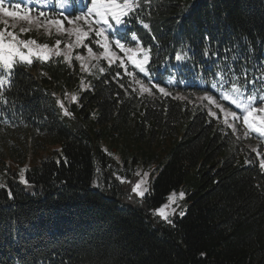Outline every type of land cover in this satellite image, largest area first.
<instances>
[{"label":"trees","instance_id":"trees-1","mask_svg":"<svg viewBox=\"0 0 264 264\" xmlns=\"http://www.w3.org/2000/svg\"><path fill=\"white\" fill-rule=\"evenodd\" d=\"M125 19L128 26L117 38L136 46L131 41L136 33L144 46H152L151 75L128 70L162 87L170 76L185 83L168 84L170 96L157 89L141 95L124 69L106 62L99 63L105 73L92 69L85 76L75 60L84 56L83 48L74 51L71 66L52 56L18 67L4 89L7 103H0V132L40 134L61 149L30 160L27 185L8 170L12 178L0 187V264H264V170L221 124L219 110L197 98L202 85L208 90L215 82L228 92L237 80L245 84V72L248 81L264 76V0H141ZM19 30L13 31L20 39L53 43ZM181 51L190 58L177 66L174 56ZM26 67L37 69L39 77ZM249 86L264 89V80ZM66 90L78 97L64 104L70 117L58 114L62 109L54 97L65 100ZM215 99L225 104L216 94ZM209 109L217 116H209ZM92 112L96 125L115 135L128 137L131 120L140 118L135 142L144 141L147 130L167 140L144 209L121 208L111 195L92 188L97 171L107 183L100 133L88 128ZM243 155L250 160L246 166L239 165ZM6 163L0 160V168ZM181 188L185 214L172 223L151 218L150 210Z\"/></svg>","mask_w":264,"mask_h":264},{"label":"snow or ice","instance_id":"snow-or-ice-1","mask_svg":"<svg viewBox=\"0 0 264 264\" xmlns=\"http://www.w3.org/2000/svg\"><path fill=\"white\" fill-rule=\"evenodd\" d=\"M145 3L148 0H144ZM8 3L11 4V0H8ZM25 5L33 6L36 9L39 8H49L54 7L58 9L57 13L46 15L44 11H39L36 19V22H39L40 17L45 18V23L52 27L54 26L58 33L67 32L69 36H74L75 40L66 46V50L62 51L59 48L61 41H56V47L54 49H49L48 45H39L35 40L20 39L14 32L8 31L7 28L0 29V103H7L6 98L4 97V89L7 86L11 87V80L14 71L19 66H31L34 60L41 62L49 60L53 55L60 57L63 56L64 61L68 62L71 66V52L73 48L83 47L87 52V57L77 54L76 59L81 61L82 71H90L87 67L85 61L96 60V64H92L93 69H97L99 73H105L106 68L100 66L99 61L101 59L108 62V67L110 68L113 64H116L119 61L117 67L124 69L125 74L128 77L132 78V81L139 85V93L141 95L147 93L148 95H154L153 89H157L158 92L164 96H170L171 93L166 90L168 84L176 86L177 83H185V81L173 82L172 77H169V80L165 82L166 86L162 87L159 83H153L149 80L148 83H145L143 79L138 77L137 73L129 71L127 65L130 63L139 74H143L144 77H149L151 75L150 64L152 62L151 51L152 46H144L142 42L138 39L136 33L131 34V41L136 42V46L132 47L127 43L122 42L124 40L123 36L117 39H110L109 32L112 36H117L120 34V27L123 26L125 29L128 26L126 17L131 13L135 12L140 8L141 0H90V6H85L84 8H79L80 0H24ZM74 5L77 6L75 9L78 11L73 17ZM21 9L20 3L11 4V10L6 6V0H0V15L10 18H18L21 21L28 23L33 22V17L30 14L32 8L29 7L27 11L19 12ZM57 16L62 18H57ZM95 17V18H93ZM139 19V17H137ZM64 21H67L69 25H72L71 28L65 29ZM83 22L82 24L79 22ZM114 21V24L112 23ZM5 24L7 21L4 22ZM142 26L147 29L148 24L140 21ZM103 25V26H100ZM15 27V25H13ZM28 29L21 28V32H26ZM95 37V45L98 46L102 51L97 53L94 51L92 46V37ZM87 41V43H86ZM113 48L118 49L119 52L123 53V56H118ZM190 51V50H189ZM205 55L208 53L205 51ZM187 51L177 52L174 56V60L177 63V66L188 60ZM120 73H116V77H119ZM115 79V77H114ZM245 84H240L237 80L232 83L231 89L228 92L223 94V100L230 101V104L234 106L235 109H239L238 113L236 110L225 107V105L219 100L215 99V93L209 94L207 91L202 99L209 101L211 104L215 105L217 109L224 115L223 123L235 132L236 124L230 123L229 118L233 122H239L242 120L243 126L247 131L244 135H249L250 132L258 133L261 137H264V89H255L253 88L251 92L248 91V84H255L256 79L264 80V76L258 77L251 81L247 80V72L244 73ZM221 83H224L221 81ZM191 86V85H188ZM217 84L214 82L211 85V88H216ZM87 87V86H85ZM121 88H124V84H120ZM137 91V89H133ZM71 101L77 102L78 97L76 95H71ZM259 102L260 106L257 107ZM60 108L63 111V115L66 117L72 116L70 112L64 105L62 101H57ZM211 117H216L217 113L209 109L208 113ZM256 151V149H253ZM250 163V161H246ZM259 167L264 170V158L259 162ZM140 177L139 181L135 183L132 188V192L135 193L138 197H145L146 193L149 191L147 188L148 176L149 173L144 172L136 173ZM21 182L25 185L28 184L27 180L24 178L23 171L20 174ZM124 182L123 178H121ZM0 187H5V185L0 184ZM175 195V194H173ZM185 193L181 191L179 197L183 199ZM9 199H14L12 191L8 189ZM171 199V197H170ZM169 205L161 206L156 209V214L167 221L172 223L170 215L176 212V209L173 208L171 213L167 212L166 209ZM184 211H180L179 215L183 216Z\"/></svg>","mask_w":264,"mask_h":264},{"label":"rangeland","instance_id":"rangeland-1","mask_svg":"<svg viewBox=\"0 0 264 264\" xmlns=\"http://www.w3.org/2000/svg\"><path fill=\"white\" fill-rule=\"evenodd\" d=\"M0 18L3 17L0 15ZM79 23L82 24L83 22L81 21ZM17 24H18L17 22H13V21H11L10 23L12 27L13 25L16 26ZM64 27L65 29H68L71 28L72 25H69L67 23L64 25ZM27 28L33 29V31L36 33L38 38L44 39L48 43L51 42L52 40H54L55 42L57 40L61 41L60 44L63 45V48H65L64 50H66V46L68 44L72 43L75 40L74 36H69L67 32L58 33L54 26L49 27L47 24L39 25L37 23H30V25L27 26ZM19 33L20 34L22 33L21 30H19ZM55 47L56 45L54 46V48ZM78 48H73L72 51L77 50ZM83 54L85 57H87V52L84 51ZM75 60L77 59L75 58ZM77 61L81 66V61L79 60ZM95 62L97 61L96 60L85 61L87 67L90 70L93 69L91 65L95 64ZM129 65L132 66L130 63ZM80 71L85 76L87 75L88 72H90V71L87 72L82 71V69ZM33 74L35 75L36 78H38L40 75V73L39 72L37 73L36 71H34ZM67 91L68 90H66L65 94L67 93ZM72 95H74V93ZM75 95L77 96L76 93ZM204 95L205 94H200V98H202ZM58 96L59 95L55 97L57 101H60ZM70 97L71 96L69 95L68 92V94H66L67 99L65 100L63 99V102H66V100H68V102H73L71 101ZM197 98H199V95L197 96ZM58 114L62 115L63 111L58 110ZM223 120H224V115L222 116L220 122L222 125L226 126L223 123ZM87 122L89 126L88 128L92 133L99 131L100 134L99 137L97 138V143H98L97 145L100 147V149L102 150V152L106 157L105 160L106 165L102 167V169L104 170V174L106 175L107 183L105 184V182L104 183L102 182L101 176L98 175L99 172L97 171L96 178L92 183V188L102 190L106 196L111 195L114 199L118 201L119 206L121 208L144 209L143 208L144 197L140 198L135 193L132 192V188L134 187L135 183L138 182L140 179V177L137 176L136 173L137 172H140L141 174L144 172L149 173V176L147 178L148 183L146 186L148 189H150L152 181L154 180L157 174V170H156L157 166L162 161L163 156L165 154L164 148H166L168 145V143L166 142L167 140L164 141L158 135L153 136L151 131L147 130V138H145L144 141L142 142L140 141L135 142L133 140L134 139L133 132L135 128L138 126V124H140L141 122L140 118H133L131 120L130 129L128 131V137H125L124 135L122 136H119L117 134L115 135L109 132V130H106L104 128L100 129L101 127L99 125H96L95 112H92L89 115V119L87 120ZM229 122L234 123L231 120V118H229ZM145 126L148 129L147 124ZM244 128L242 126L239 129L238 134L236 130L235 135L237 139L241 141V144H243L245 147H248L251 151H253V149H256V151L253 152H255L256 154V160L260 162V160L264 158V137H261L258 133H254V132H250L249 135L245 136L244 133L245 131H247V129ZM251 133H254L255 135L259 136L262 139V143L253 139V137L250 135ZM50 143L51 141L48 138L40 134L19 133V132H15V129H12L8 133L0 132V160H4L7 162L6 163L7 167L5 169L0 168V184L5 185L6 187V180L12 178L8 170H12L13 173L15 174V178L18 181V183L22 186L25 185L24 183L21 182L20 174L23 171L25 177V172L29 168L30 160L37 161L40 160L41 156L43 157L44 154L46 153L50 155L53 152H60L61 148L59 143H54V144H50ZM42 146H45V149ZM33 150L34 152L35 150H38L39 153H34L32 152ZM259 150H261V152ZM32 154H34L33 157L35 158V160H33ZM23 156L26 158L23 164L19 162L11 161L12 159L13 160L21 159L23 158ZM152 156L154 157V160L150 159ZM246 161H250V160H248L243 155V157L239 161V165L246 166L247 164H249L246 163ZM121 178H123L124 182H122ZM106 191H108V193H106ZM181 191H183L182 188L178 192H174L171 195H169L166 202L162 205V206L166 204L169 205V207L166 209V211L169 213H171V210L173 208L176 209V212L170 215V219H172V217L180 216L179 215L180 211H184V213L186 211L187 208V204L185 203L186 195L184 196L183 199H181L179 197V193ZM155 210L156 209L150 210L149 213L151 218L165 221L156 214Z\"/></svg>","mask_w":264,"mask_h":264}]
</instances>
